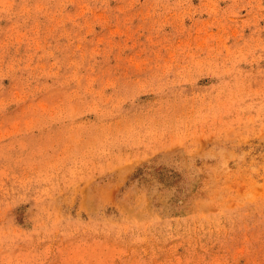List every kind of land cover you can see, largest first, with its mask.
<instances>
[{"label": "rangeland", "instance_id": "rangeland-1", "mask_svg": "<svg viewBox=\"0 0 264 264\" xmlns=\"http://www.w3.org/2000/svg\"><path fill=\"white\" fill-rule=\"evenodd\" d=\"M0 264H264V0H0Z\"/></svg>", "mask_w": 264, "mask_h": 264}]
</instances>
